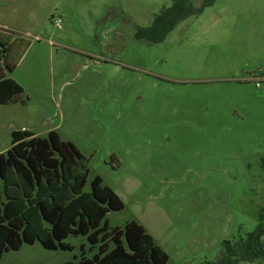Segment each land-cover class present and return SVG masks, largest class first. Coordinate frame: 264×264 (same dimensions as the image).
<instances>
[{
  "label": "rangeland",
  "instance_id": "374dc122",
  "mask_svg": "<svg viewBox=\"0 0 264 264\" xmlns=\"http://www.w3.org/2000/svg\"><path fill=\"white\" fill-rule=\"evenodd\" d=\"M171 3L0 0V39L13 42L1 64L23 88L0 104V154L15 130L57 131L87 160L84 190L100 176L124 202L110 230L136 221L166 264H205L255 230L264 208V0H215L163 42L137 40ZM65 241L74 249L37 240L0 264L99 251L84 236Z\"/></svg>",
  "mask_w": 264,
  "mask_h": 264
},
{
  "label": "trees",
  "instance_id": "16d2710c",
  "mask_svg": "<svg viewBox=\"0 0 264 264\" xmlns=\"http://www.w3.org/2000/svg\"><path fill=\"white\" fill-rule=\"evenodd\" d=\"M147 27H139L135 38L149 44L163 42L177 25L214 4L202 0H171ZM11 39H0V104L12 103L23 92L22 86L6 77L1 64L13 47ZM9 70L13 66L6 65ZM89 168L85 156L71 141H64L55 130L38 137L29 130H15L11 147L0 154V259L9 250L37 240L49 250H73L65 240L84 236L99 251L92 257L67 264H166L167 253L146 228L131 221L110 230L107 215L124 208V202L100 176L84 190ZM264 208L259 224L246 237L223 242L220 256L205 264H239L264 261Z\"/></svg>",
  "mask_w": 264,
  "mask_h": 264
}]
</instances>
